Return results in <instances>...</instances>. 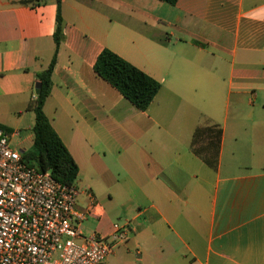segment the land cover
Returning <instances> with one entry per match:
<instances>
[{
  "label": "crops",
  "instance_id": "crops-1",
  "mask_svg": "<svg viewBox=\"0 0 264 264\" xmlns=\"http://www.w3.org/2000/svg\"><path fill=\"white\" fill-rule=\"evenodd\" d=\"M62 17L44 111L79 192L110 177L107 205L79 200L96 206L93 234L131 227L101 264H264V90L247 83L264 80V0H62ZM56 19L57 0H0V124L11 130L32 131ZM104 49L161 83L147 111L95 73Z\"/></svg>",
  "mask_w": 264,
  "mask_h": 264
},
{
  "label": "built area",
  "instance_id": "built-area-1",
  "mask_svg": "<svg viewBox=\"0 0 264 264\" xmlns=\"http://www.w3.org/2000/svg\"><path fill=\"white\" fill-rule=\"evenodd\" d=\"M18 130L0 127V264H101L131 235L117 222L107 236H87L82 223L96 206L79 207V189L23 160Z\"/></svg>",
  "mask_w": 264,
  "mask_h": 264
},
{
  "label": "trees",
  "instance_id": "trees-1",
  "mask_svg": "<svg viewBox=\"0 0 264 264\" xmlns=\"http://www.w3.org/2000/svg\"><path fill=\"white\" fill-rule=\"evenodd\" d=\"M161 1L176 5L179 0ZM64 25L62 0H57L55 52L49 66L36 74L37 97L29 102L27 108L35 113L33 144L30 149L24 151L23 160L40 171L50 172L52 177L62 184L75 185L79 177V166L44 111L45 103L52 93L53 72L58 54L65 40ZM94 71L143 112L148 110L162 88L159 81L110 49H104L100 53ZM0 127L12 131L2 124ZM220 135L221 131L216 132L217 141Z\"/></svg>",
  "mask_w": 264,
  "mask_h": 264
},
{
  "label": "rangeland",
  "instance_id": "rangeland-1",
  "mask_svg": "<svg viewBox=\"0 0 264 264\" xmlns=\"http://www.w3.org/2000/svg\"><path fill=\"white\" fill-rule=\"evenodd\" d=\"M248 90H264V80H259L255 82H247ZM8 119L5 122L6 125L14 126L16 123V118L19 116L18 114L7 113ZM28 124L21 126L20 136L16 138L14 141V147L21 150V149H30L33 141L32 134L33 132L28 128ZM20 127V126H18ZM216 134H214L215 136ZM96 183L92 184L91 186L87 185H79L80 192L83 194L79 197L80 203L86 204L88 203L87 194L93 196L95 203L100 205H107L106 203L110 202V195L112 189V183L110 181L109 176H101L100 178L95 177ZM78 182V181H77ZM81 204V205H82ZM122 223V221H117ZM100 227V222L98 220L89 218L87 221L82 223V230L87 236H91L94 232H98Z\"/></svg>",
  "mask_w": 264,
  "mask_h": 264
},
{
  "label": "water",
  "instance_id": "water-1",
  "mask_svg": "<svg viewBox=\"0 0 264 264\" xmlns=\"http://www.w3.org/2000/svg\"><path fill=\"white\" fill-rule=\"evenodd\" d=\"M36 89H38V86H36ZM22 152H24V151H22Z\"/></svg>",
  "mask_w": 264,
  "mask_h": 264
}]
</instances>
